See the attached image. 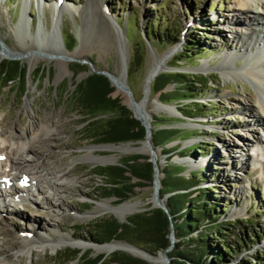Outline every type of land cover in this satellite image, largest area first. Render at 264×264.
I'll use <instances>...</instances> for the list:
<instances>
[{"label": "rangeland", "instance_id": "374dc122", "mask_svg": "<svg viewBox=\"0 0 264 264\" xmlns=\"http://www.w3.org/2000/svg\"><path fill=\"white\" fill-rule=\"evenodd\" d=\"M49 1L44 3V7H35L34 0H0V49L6 48L21 58H2L0 54V60H16L27 68L26 93L22 97L15 86H2L3 79L0 76V153H3L0 154V158H3L0 173L9 170V158L14 152L18 155L26 153L25 147L19 149L22 143H34L35 152L28 153L33 158L28 161L30 164L27 162L28 171L36 164L33 162L41 160L42 165L52 167L54 172L49 178L46 177L54 182L51 188L47 187L43 178H37L41 193L33 192L31 198L35 201L27 198L20 203L13 202L8 177L6 186L0 188V251L9 264H83L78 258L70 262L62 258L64 251L71 250H79L80 254L88 257L102 254L106 258L103 264H107L115 252H131L120 249L110 253L96 252L94 245L107 243H97L93 239L95 235L92 232L106 229L105 226L98 227V221L112 218L122 223L135 213L145 215L150 209L157 208L152 201L155 197L152 179L148 181L132 177L130 183L142 181L144 185H125L131 188L130 191L125 186L121 187V191L126 192L123 198L104 196L108 190L107 180L97 174L98 167L126 162L133 154L147 158L138 160L143 163L149 160L150 155L103 149L91 151L90 147L106 143H95L85 138L82 130L87 122L86 117L71 104V98L73 83L81 80L86 76L84 72H91L92 69L106 70L119 80L122 77L120 82L125 81L136 101L147 99L145 110L150 114V123H161L153 117L173 119L166 122L167 127L185 130L186 136L178 137L165 147L175 146L180 151L197 144L202 148L178 154L176 151L164 153L163 147H154L157 151L158 178L163 176L161 169L169 157L170 163L184 167L182 174L185 176L192 171L204 172L205 178L199 179L196 187H212L210 196L212 202L218 204L215 209L218 220L231 222L230 233H238L245 242L239 244L237 238L229 233L228 239L232 246L239 247V251L231 255L229 263H236L240 259L252 260L259 251H264V233H259V230L264 229V124L255 123L252 119L254 114L248 112L257 106L264 86H256L242 74L228 77L227 70L219 65L221 55L234 49L236 43L235 40L230 41L232 34L229 29L222 30L226 25L219 23L223 15L236 12L231 10L234 0H106L112 12L111 19L124 31L125 68L118 54L117 39L109 41L96 34L87 37L83 33L82 26L90 24V18L81 17L77 10L88 0H66L68 8L60 19L56 18L54 12L52 14V1ZM22 4L26 5V25L16 29ZM261 14L264 17V11ZM199 18H202V22ZM57 25L59 30L56 34L61 50L71 57L66 66L57 64L59 56L49 53L55 42L50 31ZM149 31L153 33L148 39ZM63 35L67 39L74 35L76 43L72 49L66 48ZM163 36L173 42H165ZM188 42L190 44L186 45ZM135 46L140 53V60L131 66ZM170 49L173 52L167 58L165 69L160 72L181 71L207 79L209 83L203 86L198 84L201 96L196 99L205 105V114L183 117L177 108L185 112L188 110L182 104L175 105L173 101L162 102L161 99L168 96H160L159 92L151 93L152 82L149 94L146 92L145 77L154 59ZM178 58L180 60L176 61ZM234 63L241 65L240 60L235 59L226 67ZM78 64L87 69L79 71ZM39 68L49 75L38 77ZM173 88L174 84H170L165 90L172 91ZM111 95L118 97L123 106L126 103L124 100L129 98L126 90L116 86ZM161 105L172 106L174 111H162L158 109ZM256 118L260 119L258 115ZM139 141L113 144H138ZM94 157L105 160L93 163ZM20 186H23V191H27L26 184ZM44 196L50 199L51 205L47 204L48 200L45 204ZM122 202L133 203L138 209L126 214L124 219L106 207L103 211H96L104 207V203L105 206H116ZM16 209L18 211L13 212ZM135 227L127 225L126 229L133 234L137 231ZM23 231L51 240L40 243L35 239L30 246V254L27 248H21ZM65 234L72 235L71 241L84 243L87 247L67 241L60 242V246L53 250L50 246L52 239ZM112 241L127 242L124 239L108 242ZM134 241L130 243L153 254L161 252L136 237ZM41 244L44 245L39 246Z\"/></svg>", "mask_w": 264, "mask_h": 264}, {"label": "trees", "instance_id": "16d2710c", "mask_svg": "<svg viewBox=\"0 0 264 264\" xmlns=\"http://www.w3.org/2000/svg\"><path fill=\"white\" fill-rule=\"evenodd\" d=\"M150 33H153V31L147 33L148 39ZM62 38L67 49H72L75 46L74 35H70L68 39L63 35ZM163 38L165 42H173L172 39H166L164 36ZM189 44L188 42L186 45ZM139 60L140 53L137 46H135L131 66L138 64ZM79 66V71L87 69L83 65ZM38 73V77L49 75L43 68H39ZM0 76L3 79L2 86L8 84L12 87L15 86L18 95L24 96L27 76L25 65L16 60H0ZM206 83H209L207 79L204 80L185 72L163 71L152 81L151 93L159 92L160 96H168V98L165 97L166 99H161V101L164 103L173 101L176 103L175 105L182 104L188 111L185 112L177 108L181 115L183 117H194L198 114H205V105L196 101V99L201 96L198 84L203 86ZM73 84L71 104L75 105L86 117L85 121L87 122L82 130L85 138H89L95 143H118L144 139V126L132 116V112L128 108L120 104L118 97L111 95L114 86L105 75L92 71ZM170 84H174V88L172 91H166L165 88ZM153 118L157 122H161L151 121L153 147H163L162 151L164 153L176 151L178 154L186 153L189 150L202 149L197 144L180 151H177L175 146L165 147L169 142L187 134H185L184 129L166 126V122L173 119ZM194 153L196 155V152ZM141 158L147 159L144 156L133 154L129 156L126 162H118L97 168V174L107 180L108 190H106L104 196L114 195L123 198L126 196V192L121 191V187L123 188L125 185H144L142 181L130 183L132 177L151 181L152 163L149 161L139 163L138 160ZM170 160V157L167 158V163L161 169L163 176L159 179L161 184L160 196L169 193L165 198L167 212L157 207L150 209L145 215L135 213L122 223H118L112 218L99 220L98 227L105 226L106 229L92 232V234L98 236V238L94 236V241L103 243L112 239H124L132 243L136 237L138 240L150 244L156 250L163 251L170 244L167 235L172 228L176 241L173 248L167 252L170 264H231L229 263L231 255L239 250L237 249L238 245L232 246L228 239L229 236L231 234L235 236L239 244H244V239L234 231L230 233L231 222L218 220V215L215 214L218 204L212 202L213 199L210 196L212 187H196L199 179L205 178L204 172L202 170L192 171L188 176H185L182 174L184 167L173 165L169 162ZM125 188L131 190L126 186ZM127 225L136 226L135 230L137 231L133 234L128 233ZM259 233H264V229L259 230ZM254 237L256 236L254 235ZM62 258L69 262L78 258L82 260L83 264H103L106 259L102 254L94 257L83 256L79 250L64 251ZM252 258V260L240 259V261L232 264H264V251H259ZM107 264L150 263L126 252H115L110 256Z\"/></svg>", "mask_w": 264, "mask_h": 264}, {"label": "bare ground", "instance_id": "6f19581e", "mask_svg": "<svg viewBox=\"0 0 264 264\" xmlns=\"http://www.w3.org/2000/svg\"><path fill=\"white\" fill-rule=\"evenodd\" d=\"M29 0H25V2H28ZM47 0H34L35 7H44V3ZM52 1V14L54 12V15H56L57 19H60L62 16V13L68 8L66 0H50ZM49 1V2H50ZM23 3V1H22ZM234 6L231 7V10H236L234 13H230V15H223L220 17V24L226 25L225 30L229 29V33L231 40H235L236 43H234V49L228 50L221 55V61L219 62V65L224 67L226 71V75L228 77H233L239 74H242L245 78H248L250 81H252L256 86L263 87L264 86V17L261 14L264 11V0H234L233 1ZM26 6V5H25ZM22 4V7H20L19 11V21L16 24V29H19L23 27L24 23V15L26 13V8ZM110 7L109 4L107 5L106 0H88L85 4H82L80 7H78V14L82 17L90 18V24L82 26V31L88 36L92 35H99L101 38H105L106 40L111 41V39H117L118 41V54L120 57V60L123 62V68H125L126 65V52H124V31L120 29L119 25L117 26L113 20L111 19V13L109 11ZM28 10H30V6L28 7ZM259 11V12H258ZM30 12V11H29ZM107 13V14H106ZM110 17H108V16ZM222 18L224 20H222ZM200 22H202V18H199ZM26 25V24H25ZM52 25V24H51ZM58 25L52 27L50 31V35L54 38V43L49 50V53L52 56L58 57L56 62L57 64L67 65L68 61L71 59V57H68L60 47V41L57 37L58 32ZM224 31V30H223ZM61 32V31H60ZM38 37V36H37ZM39 38V37H38ZM4 46V45H3ZM2 46V47H3ZM232 47V48H233ZM41 50V49H40ZM173 52V49H170L166 51L164 54L160 55L159 57L154 59V62L148 72V74L145 77V90L149 94L150 90V84L157 76V74L165 69L166 61L169 55ZM83 52H80L82 54ZM0 54L2 58H19L20 56H17L16 53H13L6 48L0 49ZM79 54V55H80ZM49 55V59L52 58V56ZM22 56H25L22 54ZM51 56V57H50ZM67 58V59H65ZM70 58V59H68ZM237 59V61L240 60L241 65H237L236 63L230 64V66L226 67L227 64H229L232 60ZM33 69V66L30 67V70ZM123 72V71H122ZM111 75V74H110ZM123 75V73H121ZM122 77L120 78V80ZM119 78L114 77L111 75V82L113 86H116V88H122V86L119 85L121 83ZM122 84V83H121ZM123 89V88H122ZM124 90V89H123ZM132 96V95H131ZM147 96V94H146ZM142 100V99H141ZM126 103H128L129 98L124 100ZM147 103V99H144L142 101L137 102V105L135 107V110L137 112V115L143 118V120L150 126V120L148 119L150 114L146 112L145 105ZM158 109L165 111V112H173L174 108L172 106L168 105H161L158 106ZM254 115H252V119H254V122H262L264 124V92H262L261 97L257 99V106L253 107L252 110L248 111ZM259 116L260 119L256 118V116ZM148 126V130L149 127ZM45 134H49V132H45ZM151 134L147 136V138L142 139L139 141L138 144H132V143H121V144H101L97 146L90 147L91 151L96 149H103V150H109V151H119L123 153L128 152H137L141 154H149L153 155L157 162V151L151 148ZM257 140V139H256ZM36 141V140H35ZM29 142V141H28ZM34 142V141H33ZM39 142V139H38ZM22 145V146H21ZM19 145V149H23L24 147L26 149L25 154H20L14 152V155L9 158V170L7 172H1L0 173V188H4L6 185V177L9 179V184L11 187L10 190V196L13 198V202L20 203L21 201L25 199H32V201L35 199L31 198L34 191H36L38 194L41 193V187L37 185V178H43L45 183L47 184L48 188H51V186H54V182H52L51 179L47 180L46 177L51 176L54 172L52 167L47 166L45 167L42 165V162L36 161L33 163H36L34 167L29 170V167L27 168V162L31 159H33L31 156L29 157V152L33 153L35 152L34 143L25 144L22 143ZM2 153V152H1ZM0 153V154H1ZM3 154V153H2ZM4 158L6 156L4 155ZM35 160V159H34ZM105 160V158L101 157H94L92 158V162L95 163L97 161ZM3 161V158H0V163ZM187 162V161H186ZM29 163V162H28ZM30 164V163H29ZM157 165V164H156ZM28 169V170H27ZM158 169V166H157ZM49 178V177H48ZM26 179V192L23 191L22 187L20 185H23V181ZM156 182L153 185L154 188H158L159 186V178H158V170L156 173ZM12 182V183H11ZM14 182V183H13ZM29 186V187H28ZM53 188V187H52ZM70 189V187H69ZM1 191V190H0ZM55 195V193H54ZM1 196V192H0ZM44 202L48 205H51L50 199L47 198V196H44ZM110 201V200H109ZM152 201L155 202V197L152 198ZM108 202V201H107ZM104 207L99 208L96 211H103L105 210V207L114 215L118 216L121 219H124L125 215L130 213L133 210L138 209L137 206L133 203L129 202H122L116 206H105V203L103 204ZM9 211V209L7 208ZM11 211V210H10ZM18 209L13 210V212H17ZM87 217V216H86ZM22 233V232H21ZM35 233H29L27 231H23L21 235L24 236V240H22V249L29 250L30 254L32 249H30V246L33 245V242L35 239H38L40 243H43L47 240L51 239H45L40 238L38 235L33 236ZM35 237V238H32ZM31 238V239H30ZM72 240V235L65 234L62 235L58 239H52L53 243L50 245L53 250H56L60 246V242H67ZM71 243L75 245H80L84 243H78L73 242ZM44 244H41L39 246H43ZM84 247L86 248L87 245L84 244ZM83 248V247H82ZM92 248V247H90ZM94 249L96 252H105L110 253L115 250H125L128 252H131L132 254L145 258L150 261L152 264H166L165 260L163 259L161 253L157 254H146L145 252L136 249L135 247L127 244L126 242L121 241H112L107 242L103 244H97L94 245ZM2 256V257H1ZM0 264H9L7 259L3 257V253L0 251Z\"/></svg>", "mask_w": 264, "mask_h": 264}, {"label": "water", "instance_id": "95a60500", "mask_svg": "<svg viewBox=\"0 0 264 264\" xmlns=\"http://www.w3.org/2000/svg\"><path fill=\"white\" fill-rule=\"evenodd\" d=\"M15 59L17 58V57H14ZM92 71H94V72H97V73H101V74H103V75H105L108 79H109V81L111 82V75H110V73L108 72V71H106V70H101V71H97V70H91V72ZM90 71L88 70V71H86V72H84V74L85 75H87L88 73H89ZM159 74V73H158ZM157 74V75H158ZM111 84H112V82H111ZM113 85V84H112ZM119 85L120 86H122V88L124 89V90H126L127 91V93L129 94V101H128V103H125V106L129 109V110H131V112H132V114H133V117L135 118V119H137V120H139L140 121V123L144 126V129H145V137L144 138H147V136L148 135H150L151 133H152V129H151V127H152V124H150V126L143 120V118H141L140 116H138L137 115V112H136V110H135V107H136V105H137V102H139V101H141V99L139 100V101H136L132 96H131V90L128 88V86L126 85V83H125V81H123V83L121 84V83H119ZM148 126L150 127L149 128V130H148ZM130 142H132V141H130ZM106 144H113V143H106ZM105 144V145H106ZM101 145V144H100ZM103 145V144H102ZM151 148H152V150L154 149V147H153V145H151ZM149 160V162H151L152 163V169H153V174H152V181H153V185L155 184V182H156V173H157V165H156V159H155V157L153 156V155H150L149 156V158H148ZM160 184V183H159ZM158 186H160V185H158ZM154 190H155V202H156V204L154 203V205L156 206V207H158V208H161V209H163L165 212H167V209H166V206H165V198L169 195V193H167L166 195H164V197H159V193H160V191H159V187L157 188H154ZM171 231H170V235H169V241H170V244H169V246L165 249V250H163V251H161L160 253H161V255H162V257H163V259L165 260V263L166 264H170V259H169V257L167 256V252L168 251H170L172 248H173V245H174V242L176 241V237H175V235H174V233H173V229L171 228L170 229ZM127 244H129V245H131V246H133V247H135L136 249H138V250H141V251H143V252H145L146 254H152L151 252H149V251H147V250H144V249H142V248H140V247H138V246H136V245H133V244H131V243H129V242H126ZM131 254V253H130ZM131 255H133V254H131ZM133 256H135V255H133ZM140 258V257H139ZM140 259H142V260H144V261H146V262H150L149 260H147V259H145V258H140Z\"/></svg>", "mask_w": 264, "mask_h": 264}]
</instances>
